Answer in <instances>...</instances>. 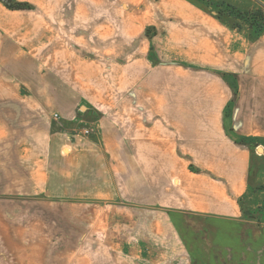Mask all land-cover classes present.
Listing matches in <instances>:
<instances>
[{
    "label": "crops",
    "instance_id": "crops-1",
    "mask_svg": "<svg viewBox=\"0 0 264 264\" xmlns=\"http://www.w3.org/2000/svg\"><path fill=\"white\" fill-rule=\"evenodd\" d=\"M15 1L36 11L0 2L1 150L22 149L25 178L39 186L34 193L55 203L53 210H73L65 220L75 234L68 243L95 221L97 227L113 222L97 212L142 209L160 219L125 220L137 257L143 236L135 229L157 228L149 234L160 236L161 259L176 253L191 264L173 220L179 212L216 218L208 231L218 245L212 258L241 252L236 245L243 242L245 259L247 245L261 237L264 243V234L245 242L231 230L254 163L264 179V30L254 38L237 35L190 9L201 10L188 0H163L172 18L169 27L161 24L165 37L152 42V58L140 60L137 38L125 59L123 12H111L108 26L107 9L100 7L107 0H94L98 8L92 0ZM59 201L66 203L56 206ZM82 209L89 213L84 220L74 215ZM57 223L51 218L49 228ZM2 230L0 264L76 259L48 238L25 243ZM257 249L253 264H264V246ZM90 250L86 245L90 256L80 259H91Z\"/></svg>",
    "mask_w": 264,
    "mask_h": 264
},
{
    "label": "rangeland",
    "instance_id": "rangeland-1",
    "mask_svg": "<svg viewBox=\"0 0 264 264\" xmlns=\"http://www.w3.org/2000/svg\"><path fill=\"white\" fill-rule=\"evenodd\" d=\"M162 1L107 0V3L100 6L92 0V8L100 6L107 9L108 26L112 22L110 18L113 14L111 12L115 13L117 11L118 15L119 12H123L124 58L129 59L132 57V52H130L132 49L131 39L134 40L136 47V39L138 38L140 60L147 61L152 58L151 49L154 47L152 42H157L156 45H158V42L165 37L164 28L167 26L161 24H166L169 27V18L170 20L172 18L168 16L166 9L163 8ZM188 1L197 5L201 10L189 7L190 9L206 12L218 23L220 22L219 24L222 26L235 29L237 35L239 33L242 35L246 34L245 36L254 38L258 35V28H264V0ZM0 2L8 6L9 4L13 5L11 8L15 11L29 13L36 11L35 5L29 2L15 0H12V2L10 0H0ZM172 23L176 24L177 27L179 25L178 21H173ZM162 29H164L163 33L157 35V32ZM108 53L115 55V52ZM109 91H114V85H111V83H109ZM55 114H53V117H55ZM240 142L244 144L242 141ZM1 149H4L3 144H0V235L4 225L5 230H2L3 233L9 236H17L19 239L22 238L20 240L25 243L31 241V238H35L37 242L48 238V241L55 243L56 247L60 248L61 251H72L75 253L76 259L70 260V264H183L179 258L180 255L176 253L166 260L161 259L162 253L160 254V252L164 247L159 243L161 242L160 236H156L154 233L149 234L151 231H156L157 228L140 227L135 229L143 236V242L135 250L140 252L139 256L137 257V254H133L131 248L132 226L125 220L129 219L128 221L131 222L133 219L147 222L160 219L155 212L144 209L134 213L133 211L124 213L113 211L107 213L97 212L96 215L104 217L107 214L108 216L110 215V219L113 222H110L108 227H97L95 225L99 222L95 221L92 226L83 228L79 232L81 234L76 233L75 244L73 241L68 243L69 237L75 234L70 235L73 229L68 227L65 220L68 219L67 215H70L73 210L63 206L62 203L64 201H59L60 203L56 204V206L62 205L59 208L60 210H53L55 203H50L51 201H48L45 197L43 198V195L34 193L38 192L39 186H37V181L25 178L26 163L25 157L21 156L23 154L22 149L11 147L6 148V151ZM193 167H196L194 169H199L198 166ZM259 167V163H254L247 191L244 192L239 200L240 216L231 223V230L235 231L236 235H239L242 241L245 242L249 241L245 239L252 234H264V179L261 180L259 177ZM75 214L82 220H84L86 215H89L84 209ZM92 214L95 215V213ZM117 216H120L123 220L117 218ZM51 218L59 220L57 227L49 228ZM173 220L176 222L177 228L187 246H189L188 252L191 264H253L258 259L257 251L259 249L257 248L264 246L263 238L261 237L258 238L261 240L259 243L261 245L258 243L247 245L251 250L246 249L245 259L242 257L244 254L241 253L243 242L236 245L237 251L241 252L231 253L228 256L224 254L228 258L216 253L215 258H212L213 249L218 251V245L215 247L214 244H211L208 231L209 227L217 225L216 218L179 212L173 213ZM77 222L80 224L86 223L79 220V218H77ZM70 225L75 226L77 224ZM89 240L91 244L87 243ZM86 245L88 250L89 247L91 248L89 251L91 259H80L81 257L89 258L90 256L84 251ZM151 247L154 251L151 250ZM225 253L227 252L225 251Z\"/></svg>",
    "mask_w": 264,
    "mask_h": 264
},
{
    "label": "built area",
    "instance_id": "built-area-1",
    "mask_svg": "<svg viewBox=\"0 0 264 264\" xmlns=\"http://www.w3.org/2000/svg\"><path fill=\"white\" fill-rule=\"evenodd\" d=\"M55 116H57V115L55 114ZM82 133L85 134V135H89V134L91 133V129L86 128V129H84V130L82 131Z\"/></svg>",
    "mask_w": 264,
    "mask_h": 264
},
{
    "label": "trees",
    "instance_id": "trees-1",
    "mask_svg": "<svg viewBox=\"0 0 264 264\" xmlns=\"http://www.w3.org/2000/svg\"><path fill=\"white\" fill-rule=\"evenodd\" d=\"M8 6V5H7ZM9 6L11 7V6H13V5H11V4H9ZM263 30H264V28H258V33L257 34H260L261 32H263Z\"/></svg>",
    "mask_w": 264,
    "mask_h": 264
}]
</instances>
